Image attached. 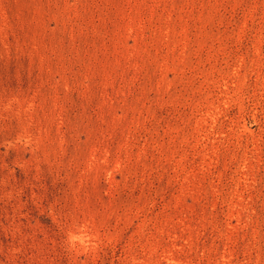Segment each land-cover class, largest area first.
Returning a JSON list of instances; mask_svg holds the SVG:
<instances>
[{
    "label": "rangeland",
    "instance_id": "obj_1",
    "mask_svg": "<svg viewBox=\"0 0 264 264\" xmlns=\"http://www.w3.org/2000/svg\"><path fill=\"white\" fill-rule=\"evenodd\" d=\"M0 264H264V0H0Z\"/></svg>",
    "mask_w": 264,
    "mask_h": 264
}]
</instances>
